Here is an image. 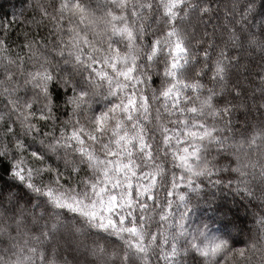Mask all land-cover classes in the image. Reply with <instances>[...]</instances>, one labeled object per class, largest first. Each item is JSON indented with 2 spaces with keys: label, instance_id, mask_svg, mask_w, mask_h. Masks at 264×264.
Masks as SVG:
<instances>
[{
  "label": "snow or ice",
  "instance_id": "snow-or-ice-1",
  "mask_svg": "<svg viewBox=\"0 0 264 264\" xmlns=\"http://www.w3.org/2000/svg\"><path fill=\"white\" fill-rule=\"evenodd\" d=\"M53 7L58 53L84 62L116 102L95 116L92 131L67 134L65 146H75L87 169L76 190L36 184L31 169L26 179L21 168L13 173L16 190L0 191V236L14 241V259L4 264H69L60 243L66 235L95 264H180L182 256L199 264L198 257L224 252L226 239L210 247L182 244L191 209L179 216L174 209L187 208L190 193L200 191L196 181L212 174L207 147L224 144L221 133L232 130L233 119L242 121L249 143L264 141V103L258 122L249 123L255 117L243 98L248 89L229 87L230 53L213 54L211 41L190 47L186 23L208 9L196 0H59ZM16 19L3 23L5 32L19 26ZM145 65L163 75H145ZM256 75L252 83L264 101V68ZM240 188L247 191L246 182Z\"/></svg>",
  "mask_w": 264,
  "mask_h": 264
},
{
  "label": "clouds",
  "instance_id": "clouds-1",
  "mask_svg": "<svg viewBox=\"0 0 264 264\" xmlns=\"http://www.w3.org/2000/svg\"><path fill=\"white\" fill-rule=\"evenodd\" d=\"M196 2L208 12L197 13V19L186 23L190 47H208L211 41L213 54L220 48L230 53L229 87L239 85L236 91L248 89L243 98L255 117L249 123H257L259 106L264 101L252 81L259 82L256 72L264 68L262 0ZM58 3L59 0H0V12L10 7L19 25L5 32L3 23L11 21L0 20V48L5 49L0 53V191L16 190L13 173L21 168L26 179L31 169L30 178L36 184L76 190L86 178L87 169L75 146H65L67 134L75 129L92 131L95 116L116 102L107 85L93 76L84 62L77 63L67 50L58 53V34L50 23L53 6ZM7 33H12L10 38ZM26 42L31 47H22ZM142 71L155 77L163 75L162 70L147 65ZM37 72H46L48 78H35ZM146 85L147 81L142 88ZM242 128V121L233 119L232 130L221 133L226 137L224 144L207 147L206 159L212 174L196 181L200 191L190 193L187 208L174 209L175 216L191 209L184 221L186 235L182 244L210 247L214 241H228L224 252L215 258L198 257L199 264H264V224L260 222L264 218V141L249 143ZM70 162L75 163L76 171ZM242 181L247 191H241ZM10 235L15 236L14 229ZM12 243L7 236H0V264L14 259ZM60 243L69 264H95V257L71 235L64 236ZM180 264L195 262L191 256H182Z\"/></svg>",
  "mask_w": 264,
  "mask_h": 264
},
{
  "label": "trees",
  "instance_id": "trees-1",
  "mask_svg": "<svg viewBox=\"0 0 264 264\" xmlns=\"http://www.w3.org/2000/svg\"><path fill=\"white\" fill-rule=\"evenodd\" d=\"M0 20L11 21L12 20V9L5 6L3 12H0Z\"/></svg>",
  "mask_w": 264,
  "mask_h": 264
}]
</instances>
